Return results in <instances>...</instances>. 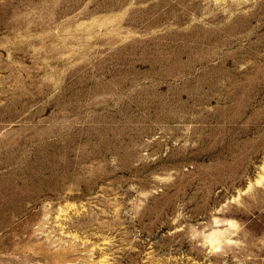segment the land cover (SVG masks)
I'll list each match as a JSON object with an SVG mask.
<instances>
[{"label": "rangeland", "instance_id": "374dc122", "mask_svg": "<svg viewBox=\"0 0 264 264\" xmlns=\"http://www.w3.org/2000/svg\"><path fill=\"white\" fill-rule=\"evenodd\" d=\"M0 264H264V0H0Z\"/></svg>", "mask_w": 264, "mask_h": 264}]
</instances>
